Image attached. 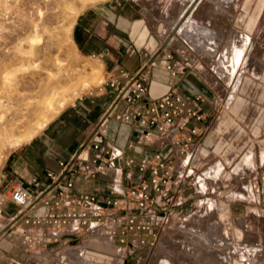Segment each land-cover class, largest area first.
Wrapping results in <instances>:
<instances>
[{
  "label": "rangeland",
  "instance_id": "obj_1",
  "mask_svg": "<svg viewBox=\"0 0 264 264\" xmlns=\"http://www.w3.org/2000/svg\"><path fill=\"white\" fill-rule=\"evenodd\" d=\"M103 2L107 0H0V194L18 182L12 169L26 148L38 144L47 131L54 134L63 111L98 92L99 63L79 51L71 27L81 11ZM189 4L177 27L168 29L166 43L172 44L171 38L183 43L181 50L197 59L206 81L213 102L205 120L206 146L200 147L184 196L168 225L159 230L155 245L130 254L137 253L142 264H197L195 257L204 250L190 247L204 236L210 249L201 264H213L211 255L225 264H264V0H190ZM190 13L198 17L197 29L190 27L178 35ZM216 26H224L221 45L218 42L209 59L204 51L212 48L207 49L204 36ZM233 32L249 38L228 79V69L216 68L222 59L231 62L234 57L225 51ZM196 37L203 38L198 42L192 39ZM196 178L206 186L203 192ZM207 206L213 208L210 215ZM214 221L220 226L212 225ZM226 243L234 245L229 252Z\"/></svg>",
  "mask_w": 264,
  "mask_h": 264
},
{
  "label": "built area",
  "instance_id": "obj_2",
  "mask_svg": "<svg viewBox=\"0 0 264 264\" xmlns=\"http://www.w3.org/2000/svg\"><path fill=\"white\" fill-rule=\"evenodd\" d=\"M178 53L185 52L180 49ZM170 58L168 52L166 59ZM164 67L172 74L177 72L168 61ZM144 79L138 72L130 81L100 82L97 91L111 87L114 100L80 145L79 151L86 150L87 156L81 158L75 153L68 160H59L58 170H45L42 178L30 175L27 183L31 186H38L42 179L49 180L40 189H29L17 182L0 194V233L15 224L20 229V243L28 249L79 235L111 244L118 257L129 247L144 253L155 245L159 230L168 225L171 213L184 196V185L194 172L204 143L205 120L211 113L206 114L204 98L199 94L167 93L147 100ZM109 117L138 126L133 145L154 143L147 150L131 152L126 168L119 162L125 155L124 148L108 139L104 122ZM119 175L126 177L122 190L116 180ZM76 178L102 181L119 194L97 201L91 193L76 189ZM196 182L203 192L206 186L197 178ZM53 189L56 194L49 196ZM7 202L16 210L4 217ZM33 206L41 208V213L27 214ZM84 251L83 246L65 250L64 262L68 263L67 258L74 253L77 258L83 257Z\"/></svg>",
  "mask_w": 264,
  "mask_h": 264
},
{
  "label": "crops",
  "instance_id": "obj_3",
  "mask_svg": "<svg viewBox=\"0 0 264 264\" xmlns=\"http://www.w3.org/2000/svg\"><path fill=\"white\" fill-rule=\"evenodd\" d=\"M189 2L190 0H107L80 12L71 27V37L79 51L98 61L102 77L100 82L109 79L130 81L140 72L145 77L147 100L158 99L167 93H182L186 96L199 94L204 98L203 109L209 114L213 102L211 94L208 89L206 90L202 71L196 64L197 59L187 57L185 53H178L180 48L166 43L169 23L176 20L178 14L187 11V7L191 4ZM180 4L186 5L182 8ZM214 47L217 48L218 45ZM168 52L171 53L170 59H166ZM165 61L176 67L175 74L164 67ZM113 100L114 90L105 86L103 90L82 98L76 105L63 111L59 126L54 128L58 130L54 134L53 131H47L39 138L38 144L28 146L17 160L12 169L14 179L26 188L37 190L49 180L42 179L38 186H31L27 183L30 175L42 178L45 170L56 172L57 162L68 160L75 153L81 158L86 157V150L79 151L81 139L89 137L97 123L107 114ZM104 125L107 128L108 139L124 148L125 155L119 162L125 168L131 152L139 153L154 145L153 142L133 145L138 126L131 122L121 124L109 117ZM212 139V136L209 137L208 142L211 143ZM203 146H206L205 142ZM215 150H218L216 146ZM116 180L121 190L124 189L126 177L119 175ZM74 184L80 192L91 193L97 201L119 194L113 186L102 181L76 178ZM61 188L65 189L63 185ZM55 194V189L48 193L49 196ZM36 207H31L27 214L41 213V208ZM15 210V205L10 202L5 203L4 217H9ZM19 234L20 229L15 224L0 233V264H140V262L142 264L143 262L141 257H137V253L130 254L134 248L129 247L123 256L118 257L111 244L79 235L58 239L51 244L47 243L43 248L35 244L28 249L20 243ZM76 246L85 248L84 256L77 258L74 253L67 258L68 263L64 262L66 256L63 252Z\"/></svg>",
  "mask_w": 264,
  "mask_h": 264
},
{
  "label": "bare ground",
  "instance_id": "obj_4",
  "mask_svg": "<svg viewBox=\"0 0 264 264\" xmlns=\"http://www.w3.org/2000/svg\"><path fill=\"white\" fill-rule=\"evenodd\" d=\"M181 1V0H180ZM220 2V1H219ZM181 3V2H180ZM185 3H186V1H185ZM199 3V2H198ZM181 5V7L183 8V6H185L184 4H180ZM208 7V6H207ZM181 8V9H182ZM188 8V7H187ZM194 8V7H193ZM199 8V7H198ZM200 10V9H199ZM202 10V9H201ZM217 10V9H216ZM219 10V9H218ZM180 11V10H179ZM209 11V10H208ZM211 11V10H210ZM220 11V10H219ZM198 12V11H197ZM186 13V12H185ZM184 12L183 13H181V14H178V18L176 19V20H174V21H172V22H170L169 24H170V28H176L177 27V23H178V19L179 18H181L184 14H185ZM195 13V12H194ZM194 13H190L191 15H189L187 18H185L186 20L184 21V22H182V24L178 27V29H177V34L179 35H182V33L184 32H187V30H188V28H193L194 27V29H195V27H196V29H197V25H199V24H197V19H198V17H196V14H194ZM199 13V12H198ZM214 14H215V12H213ZM212 13V14H213ZM200 14V13H199ZM218 14V13H217ZM201 15V14H200ZM216 15V14H215ZM228 16H229V14H227ZM203 16V15H202ZM211 16V15H210ZM214 16V15H213ZM209 17V16H208ZM220 17V16H219ZM218 16H217V18H219ZM202 18V17H201ZM210 18V17H209ZM213 18V17H212ZM217 18H216V21H217ZM221 18V17H220ZM225 18V17H224ZM175 19V18H174ZM170 20V19H169ZM206 20V19H205ZM182 21V20H181ZM200 21V20H199ZM198 21V22H199ZM208 21V20H207ZM201 22V21H200ZM206 23V22H205ZM199 27V26H198ZM224 27V26H223ZM223 27L221 26V27H219V26H216V28H215V30L213 29L211 32H208L207 33V36L205 37L204 36V40H205V45H207L206 47H207V49H208V46L209 47H212V49L211 50H208V51H204L201 47H200V44H199V46H197V47H199L200 49H202V51H204V52H206L205 53V55H206V58H209V59H212V57L214 56V54H215V48L216 47H214L215 45H218V42L222 39V34H223ZM200 28V27H199ZM212 28V27H211ZM202 30V29H201ZM195 31V30H194ZM216 31V32H215ZM234 31V30H233ZM205 31H203V33H204ZM183 33V34H184ZM189 34V33H188ZM194 34V33H193ZM206 34V33H205ZM191 35L192 34H190V37H191ZM198 35H199V33H198ZM244 35V34H243ZM203 36V35H202ZM183 37V36H182ZM230 37H232L231 38V40L229 41L228 40V46L226 47V49H225V51H226V53L229 55V54H232V55H234V57H233V59H232V61L230 62V61H228L227 62V59H228V57H227V59H222V61L218 64V67L216 68V70H217V72H221V70H223V68H226V69H228V75H227V78L229 79V78H231L232 77V75H233V73H234V71H235V69H236V67H237V62L240 60V58H241V55H242V53H243V47L245 46V45H247V42H248V38L249 37H247V36H242L241 35V33H238V32H233V34H232V36H230ZM200 40L201 38H203V37H196V38H192V39H196L197 41H198V39ZM171 39H173V43L175 44H177V46H178V48H180V49H184V47H185V45L183 44V43H181L180 41H178L177 39H175V38H171ZM191 39V40H192ZM187 40V39H186ZM190 40V39H189ZM202 40V39H201ZM171 41V40H170ZM196 41V43H198ZM193 42V41H192ZM221 42V41H220ZM172 43V44H173ZM194 44V46L195 45H198V44ZM201 43V42H200ZM203 43V42H202ZM192 44V45H193ZM226 44V43H225ZM252 44V43H251ZM221 45V44H220ZM196 47V46H195ZM203 47V46H202ZM205 48V47H204ZM199 50V49H198ZM197 51V50H196ZM200 52V51H199ZM224 54V53H223ZM227 55V56H228ZM226 56V55H225ZM225 56H223V58L225 57ZM226 58V57H225ZM230 58V57H229ZM246 59V58H245ZM217 60V59H216ZM253 60V59H252ZM229 62H230V64H229ZM220 65V66H219ZM246 65V64H245ZM4 72H5V70H4ZM224 72V71H223ZM226 72V71H225ZM224 72V73H225ZM224 73H223V75H224ZM243 73V72H242ZM222 75V74H221ZM220 75V76H221ZM225 77V76H224ZM226 78V77H225ZM6 80L7 79H9L8 77H6L5 78ZM236 85V84H235ZM241 140V139H240ZM248 160V159H247ZM245 162H246V160H245ZM217 165V164H216ZM209 169V168H208ZM210 172H212V171H208V173H210ZM204 173H205V171H204ZM212 174V173H211ZM205 175H206V173H205ZM212 176V175H211ZM214 205V204H213ZM211 206V205H210ZM210 206H207V214H209L210 213V211L213 209L212 207H210ZM216 209V208H215ZM213 211V210H212ZM210 215V214H209ZM192 224V223H191ZM209 224V223H208ZM212 225H214V226H216V227H218V226H220L217 222H213V223H211ZM215 227V228H216ZM210 229V228H209ZM211 230H212V228H211ZM210 230V231H211ZM201 232V231H200ZM213 232V231H212ZM215 233V232H214ZM213 233V234H214ZM192 234H194L193 232H192ZM191 234V235H192ZM203 234V233H202ZM212 234V235H213ZM191 235H190V237H191ZM209 235H210V233H209ZM209 235H207V236H209ZM206 236V235H205ZM214 236V235H213ZM202 237V236H201ZM201 237H199V238H201ZM204 237V236H203ZM202 237V238H203ZM195 238V237H194ZM200 239V240H198L197 238L194 240V242H193V245H195V246H193V247H190V249L191 250H193V251H201V249H202V251L203 252H201L200 254H198V255H196V259H195V261H197V264H201V262H202V260L204 259V257H206V255H204V253H207L209 250H208V246H209V244H207V242H208V240L204 237V239H206L207 240V242L204 240L203 241V239ZM216 239H217V241L219 242V243H223V244H225L224 242H225V239L222 237V236H219V235H216ZM215 239V240H216ZM188 241V240H187ZM196 242V243H195ZM201 242V243H200ZM201 245H200V244ZM197 244H199V246H197ZM232 243H228V245H227V243H226V250L228 251L229 250V248H231V246L233 245H231ZM189 246V245H188ZM234 246V245H233ZM237 246V245H236ZM208 247V248H207ZM184 248V247H183ZM213 248V247H212ZM234 248V247H233ZM181 249V248H180ZM210 249V248H209ZM235 249V248H234ZM241 249V248H240ZM240 249H238V250H240ZM208 250V251H207ZM218 250V249H217ZM216 250V251H217ZM231 250V249H230ZM237 250V249H236ZM249 250V249H248ZM188 251V250H187ZM212 251H214V249L212 250ZM211 251V252H212ZM215 251V252H216ZM220 251V250H219ZM222 251V250H221ZM226 251V252H227ZM250 251H252V249L250 250ZM186 252V251H185ZM229 252V251H228ZM232 252V251H231ZM235 252H237V251H235ZM234 252V253H235ZM196 253V252H195ZM213 253V252H212ZM238 253V252H237ZM214 254V253H213ZM251 254V253H250ZM254 254V253H253ZM218 255V254H217ZM222 255V254H221ZM232 255V254H231ZM211 257V260L213 261V264H225V262H223V261H218V260H216L215 258H216V255H215V258H213L212 257V255L210 256ZM209 256H208V258H210ZM84 259V258H83ZM208 260V259H207ZM210 260V261H211ZM164 261H165V259H164ZM163 261V262H164ZM83 262V261H82ZM81 262V263H82ZM84 263V262H83ZM227 264V263H226Z\"/></svg>",
  "mask_w": 264,
  "mask_h": 264
}]
</instances>
